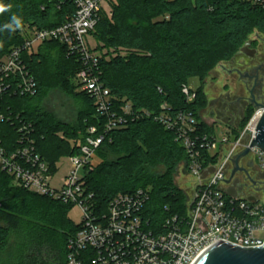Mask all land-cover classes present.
I'll return each mask as SVG.
<instances>
[{
    "label": "trees",
    "instance_id": "16d2710c",
    "mask_svg": "<svg viewBox=\"0 0 264 264\" xmlns=\"http://www.w3.org/2000/svg\"><path fill=\"white\" fill-rule=\"evenodd\" d=\"M0 3L11 5L0 13V59L24 42L28 30L57 27L76 9L73 0ZM110 6L111 16L101 13L93 36L101 49L118 53L110 59L106 58L109 50L103 54L95 73L111 92L113 111L129 103L142 117L105 135L95 153L99 162L95 164L94 158L88 166L87 188L105 212L118 193L149 189L143 215L159 231L166 219L187 214V194L176 185L174 174L188 154L175 131L155 116L191 111L198 131L214 135L215 127L198 114L207 103L202 85L191 89L192 100L183 86L192 78L204 81L213 68L247 43L251 33H264V7L247 0H110ZM13 16L20 18L21 27L6 28ZM26 63L37 81V92L0 94V116H4L0 139L5 145L15 143L23 135L20 127L31 124L29 136L55 173L61 155L80 152L91 127H97V134L104 133L105 117L97 113L94 98L74 80L82 62L69 55L64 44L44 42L26 55ZM53 90L81 102L74 124H64L44 110L43 98ZM253 112L244 113L240 128ZM158 166L164 172H156ZM72 208L29 191L0 170V264H66L69 240L81 227L68 216Z\"/></svg>",
    "mask_w": 264,
    "mask_h": 264
},
{
    "label": "built area",
    "instance_id": "2783aa9c",
    "mask_svg": "<svg viewBox=\"0 0 264 264\" xmlns=\"http://www.w3.org/2000/svg\"><path fill=\"white\" fill-rule=\"evenodd\" d=\"M73 1L75 11L68 14L61 25L28 30L24 42L0 59V94L14 90L34 95L37 81L27 68L26 55L37 51L44 42H61L69 55L82 62L74 80L80 90L94 98L97 113L105 117L104 133L97 134V127H91L90 134L80 144V152L68 156L71 166L59 186H52L55 173L29 136L31 124L20 127L23 135L15 143L5 145L0 139V170L29 191L80 208L81 227L69 240L66 264H194L220 241L246 248L264 246V192L252 195L256 201L249 200V196L234 197L228 193L232 183L227 182L232 157L240 148L250 146L256 134L257 115L262 109L234 139L233 129L229 127L221 139L216 133H200L191 111L155 116L175 131L176 140L188 154L186 168L194 178V194L187 204L186 216L168 218L159 231H154L143 215L150 192L142 188L132 193H118L110 200L106 212L100 208L94 192L87 188L88 166L108 132L128 125L142 114L133 111L129 103L119 112L113 111L111 92L95 73L104 52L98 46L92 47L88 36H93L101 13H107L103 2L111 9L110 0ZM247 1L264 7V0ZM111 14L112 9L108 15ZM191 89L189 85L183 86L188 100L194 98ZM162 109L166 110V105H162ZM0 118L4 119L3 114ZM247 135L249 139L245 141ZM218 153L220 156L211 161ZM251 153L264 173V152L254 147ZM210 167H214L213 172L202 178L203 171Z\"/></svg>",
    "mask_w": 264,
    "mask_h": 264
},
{
    "label": "rangeland",
    "instance_id": "374dc122",
    "mask_svg": "<svg viewBox=\"0 0 264 264\" xmlns=\"http://www.w3.org/2000/svg\"><path fill=\"white\" fill-rule=\"evenodd\" d=\"M107 11V14L111 11L108 7L107 2H103L102 4ZM29 33V31H27ZM88 40L91 43V46H98V49L104 52V54L108 53L107 48L101 49V43L94 38L93 36H88ZM254 40L258 43L256 48H258V52L261 58L252 64V67L244 68L241 74H230L229 69L232 68L229 65H226L227 61L220 62L215 68L210 71V73L205 77L204 81H200L198 78H192L190 80V87L196 89L197 87L202 85L203 92L206 98V105L199 111L200 118L207 123L209 126H214L215 133L218 138L221 139L226 135V131L229 128L236 130L240 128V124L244 118V108H245V100H249L251 97L250 89L252 88L253 81L247 80L243 77V73H251L253 72L254 66L258 65L264 59V33L253 32L248 36V41ZM123 54L127 53L126 49H119ZM118 50L110 49V55H107L106 58L110 59V57L116 56ZM225 65V66H223ZM261 78H264V73L260 74ZM228 92H232V94L240 96L239 102H235L234 100H226L225 96ZM257 97L261 96V102L264 103V87L260 88L258 91ZM232 101V102H231ZM225 102H231L233 105L232 110L227 111L224 107ZM81 102L77 101L71 94L65 93L61 90H53L48 93L42 102V106L44 110L49 113L51 116H54L57 120L61 121L64 124H74L78 120V114L81 107ZM264 105V104H263ZM254 110L253 114L250 116L248 120H246L244 126L240 129L234 131L232 138H237L240 133L245 129L248 123L251 121L256 112L261 108V106L251 107ZM261 111V110H260ZM221 132V134H220ZM236 135V136H235ZM238 135V136H237ZM245 141H247L248 135L244 137ZM229 147H226L228 149ZM223 150V152L226 151ZM244 151L243 148H240L236 151V153L232 157L231 166L234 167V159L240 155ZM222 153V152H221ZM220 153L217 154L218 158ZM99 160L97 158L94 159V163L97 164ZM258 163V161H256ZM57 171L53 175L51 180L52 186H59L61 179L66 174V172L70 169V162L68 160V156L61 155L56 162ZM156 172L162 173L164 172V167L158 166L155 168ZM174 181L176 185L181 188L186 194L188 202L190 198L193 197L194 194V178L189 175L186 168V161H182L178 166L177 171L174 174ZM69 218H71L75 223H79L82 216L81 211L78 206H74L68 214Z\"/></svg>",
    "mask_w": 264,
    "mask_h": 264
},
{
    "label": "flooded vegetation",
    "instance_id": "af4514ba",
    "mask_svg": "<svg viewBox=\"0 0 264 264\" xmlns=\"http://www.w3.org/2000/svg\"><path fill=\"white\" fill-rule=\"evenodd\" d=\"M257 44L258 43H256L254 40L245 43V45H247L249 48L247 49V51L241 52V47L237 52L240 53L238 57H235V55L237 54L236 53L230 60H227L226 65L232 67L229 69L230 74H241L244 68L252 67V64H254L255 61L261 58L258 52L259 50L258 48H256ZM261 73H264V59L258 65L254 66L252 74L243 73V77L247 80L248 83L249 80L250 82L251 80L253 81L252 88L250 89L251 97L249 98V100H245L244 113L251 109V107L264 104H262L261 102V96L259 95L257 97V94H259V89L261 87H264V78H261ZM225 97V99L228 101L232 99L234 100V97H236L235 102H239V99H241L240 96L238 97L237 95L232 94V92H228ZM231 102L224 103V107L227 111L232 110L235 106ZM234 167H232V170L234 169ZM239 167L240 169L235 172L232 178V181L237 180L236 189L238 195L251 196L253 194H261L262 192H264V179L259 178L262 172L259 170L256 159L251 152L239 160ZM232 170L230 172V175L232 173Z\"/></svg>",
    "mask_w": 264,
    "mask_h": 264
},
{
    "label": "water",
    "instance_id": "95a60500",
    "mask_svg": "<svg viewBox=\"0 0 264 264\" xmlns=\"http://www.w3.org/2000/svg\"><path fill=\"white\" fill-rule=\"evenodd\" d=\"M247 49L249 48L245 45L241 48V52H245ZM239 55L240 53H237L235 57ZM258 106H261L262 114L257 121L255 137L252 139L250 146L245 148L244 151L234 159L235 167L227 179L228 183H232L228 188V193L234 197L238 196L236 189L237 180L232 181V178L235 172L240 169L239 160L249 154L254 147H258L264 152V105ZM213 170L214 167L204 170L202 178H206ZM259 178L264 179V173H261ZM249 200L256 201V198L251 195L249 196ZM194 264H264V246L246 248L230 244L226 241H220L206 250Z\"/></svg>",
    "mask_w": 264,
    "mask_h": 264
},
{
    "label": "clouds",
    "instance_id": "9594fccd",
    "mask_svg": "<svg viewBox=\"0 0 264 264\" xmlns=\"http://www.w3.org/2000/svg\"><path fill=\"white\" fill-rule=\"evenodd\" d=\"M10 7H11V5H7L6 6V5L0 3V13H3L5 11L9 10ZM21 23H22V21L20 20V18H18L16 16H13L12 17V24L5 25V27L12 29L13 28V24H14L16 28H19V27H21Z\"/></svg>",
    "mask_w": 264,
    "mask_h": 264
},
{
    "label": "bare ground",
    "instance_id": "6f19581e",
    "mask_svg": "<svg viewBox=\"0 0 264 264\" xmlns=\"http://www.w3.org/2000/svg\"><path fill=\"white\" fill-rule=\"evenodd\" d=\"M261 114H262V110H261V111H259V113H258V115H257V119H259V118H260Z\"/></svg>",
    "mask_w": 264,
    "mask_h": 264
}]
</instances>
